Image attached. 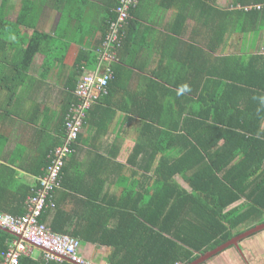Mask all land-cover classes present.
I'll use <instances>...</instances> for the list:
<instances>
[{
	"label": "trees",
	"instance_id": "16d2710c",
	"mask_svg": "<svg viewBox=\"0 0 264 264\" xmlns=\"http://www.w3.org/2000/svg\"><path fill=\"white\" fill-rule=\"evenodd\" d=\"M36 1L25 0L17 18L11 21L7 15L10 0H0V90L9 99L17 94L23 77L27 76L26 69L38 53L45 51L44 39L49 38L37 30L36 23L29 21ZM117 4L118 0L116 7ZM233 7L231 11L221 9L222 45L229 24L234 25L239 37L255 35L251 53L241 51L218 58L215 73H208L206 77L213 80L203 86L196 85L195 91L190 90L199 94L197 100L184 99L187 93L180 90L171 92L168 102L152 101L154 106L151 107L146 101L136 106L134 116L144 121L143 135L154 150L150 163L137 165L144 172L140 179L141 182L147 179L149 170L153 171L150 166L157 158L153 172L157 184L162 185L160 195L148 198L141 189L134 195L135 191L126 187L124 202L109 207L113 209L111 215L100 217L98 211H92L80 216L81 222H88V232L81 228L77 237L107 247V264H191L235 236L264 223V52L260 51L264 0H233ZM113 13L111 21L116 17L115 10ZM26 28L33 31L31 36L26 34ZM119 62L111 65L114 77L108 82L106 92L86 113L75 152L62 171L60 187L48 197L49 205H54L45 210L42 221L50 222L54 232L67 233L57 227L51 217L53 214L56 219L59 217L56 193L65 185L69 160L73 161L84 145H96L98 133L108 132L107 123L115 119L116 109H124L132 103L122 105L117 99L123 72L122 62ZM74 102L76 100L69 101L61 133L51 152L64 144L65 119ZM88 147L95 150L89 151L90 154L105 161L115 157L118 150L114 153L110 150L108 156H104L95 153L99 147ZM144 150L147 149H136L135 157ZM178 175L184 176L191 191L175 180ZM27 196L19 203V211L12 214L25 213ZM240 201L242 205L232 208ZM113 206L117 210L114 211ZM149 215L155 217L149 218ZM11 239L10 233L0 229V256ZM20 264L48 263L24 256Z\"/></svg>",
	"mask_w": 264,
	"mask_h": 264
},
{
	"label": "crops",
	"instance_id": "0c3cea01",
	"mask_svg": "<svg viewBox=\"0 0 264 264\" xmlns=\"http://www.w3.org/2000/svg\"><path fill=\"white\" fill-rule=\"evenodd\" d=\"M24 1L10 0L8 13L17 10L16 16L8 17L9 20L17 18ZM115 1L35 2L29 21L36 23L37 30L51 39H44L45 51L38 53L26 69L27 76L23 77L17 94L9 99L0 90V210L19 211V203L26 194L30 196L45 173L69 101L76 100L78 82L84 75L103 71L98 66L102 64L99 49L109 31ZM233 8V0L140 1L128 24L125 42L117 51L123 65L117 99L122 105L128 101L132 103L124 109H116L115 119L107 123L108 132L98 133L96 145H84L83 151L77 152L73 161L69 160L65 185L56 193L59 217L56 219L51 213L55 225L66 234L77 237L81 228L88 232V222L80 220L85 212L98 211L100 217L107 213L111 215L113 209L109 207L124 202L126 187L132 188L134 195L140 189L146 191L143 196L148 198L160 195L162 185L157 184L153 172L157 158L150 166L153 171L149 170L147 179L143 182L140 179L144 172L137 165L150 163L154 150L143 135L144 121L135 117V112L138 105L146 104V101L151 107L154 106L152 101L168 102V95L173 91L187 93L184 99H199V94L190 90L195 91L196 85L203 86L213 80L206 77L208 73H215L217 67L214 64L218 58L241 51L247 54L246 42L238 41L240 38L246 40L250 34L239 37L234 32V25L229 24L224 45L221 42V9L231 11ZM25 32L29 36L33 33L27 28ZM262 34L260 51L264 52V32ZM254 42V39L250 42V50ZM139 99L145 101L139 102ZM88 146L99 147L95 153L104 156H108L110 150H114L113 153L118 150L115 157L105 161L90 154L89 151L95 150ZM142 146L147 150L135 157L136 149H144ZM175 180L191 191L184 176L178 175ZM91 203H94L92 207ZM242 204L243 201L237 202L232 208ZM96 206L101 208L98 210ZM47 215L50 221V213ZM47 224L50 226V222ZM80 240L85 258L106 263L107 247ZM201 264H264V229L242 239L239 248L235 245L226 247Z\"/></svg>",
	"mask_w": 264,
	"mask_h": 264
},
{
	"label": "built area",
	"instance_id": "2783aa9c",
	"mask_svg": "<svg viewBox=\"0 0 264 264\" xmlns=\"http://www.w3.org/2000/svg\"><path fill=\"white\" fill-rule=\"evenodd\" d=\"M141 0H119L115 9L116 17L110 22L109 31L99 49L100 73L84 75L75 90L76 102L72 105L65 119L64 144L55 148L50 155V164L45 175L40 179L41 187L28 200V213L22 217H10L0 214V228L10 232L15 239L0 257V264H20V259L31 254L32 245L41 251V260L51 264H99L86 259L81 253L82 242L75 236L54 232L47 225L40 223L44 209L49 205L48 197L60 187L62 171L74 152L83 120L88 110L106 92L108 82L113 79L112 64L119 61L118 50L122 47L132 11ZM260 9L261 6H256ZM251 9V7H247ZM118 51V52H117ZM52 200V199H51ZM107 264V263H100Z\"/></svg>",
	"mask_w": 264,
	"mask_h": 264
},
{
	"label": "clouds",
	"instance_id": "9594fccd",
	"mask_svg": "<svg viewBox=\"0 0 264 264\" xmlns=\"http://www.w3.org/2000/svg\"><path fill=\"white\" fill-rule=\"evenodd\" d=\"M48 167V166H47ZM47 167H46V169H47ZM45 172H46V170H45ZM45 175V173L40 177V179L43 177ZM40 179H39V182H38V185L36 186V188H34L33 189V192H32V194L29 196V197H27L26 198V200H25V202H24V210H25V213H23V214H20V215H14V214H12L11 212H8V211H4V210H0V214H6V215H8V216H10V217H22V216H24V215H26L27 213H28V200H29V198L30 197H33L35 194H36V192L39 190V188L41 187V185H40ZM50 207V206H49ZM48 207V208H49ZM19 209V208H18ZM47 209V208H46ZM46 209H44V211L42 212V216L40 217V219H39V221H40V223H43V224H45V225H47L48 227H50L46 222H43L42 221V217H43V215H44V212H45V210ZM51 228V227H50ZM1 229V228H0ZM52 229V228H51ZM2 230H4V229H2ZM6 232H8L7 230H5ZM8 233H10V232H8ZM57 233V232H56ZM11 234V233H10ZM60 234H64V233H60ZM12 235V234H11ZM64 235H69V234H64ZM70 236H72V235H70ZM15 239V237L12 235V239L9 241V242H7V248L5 249V251L4 252H6L7 250H8V248H9V245H10V243L13 241ZM79 239V238H78ZM80 240V239H79ZM81 241V240H80ZM36 250H38L39 252H40V254L39 255H35V251ZM3 252V253H4ZM2 253V254H3ZM2 254H1V256H2ZM0 256V257H1ZM26 258H31L32 260H36V261H40L41 260V251H40V249L36 246V245H32V249H31V254L29 255V256H25ZM87 259V258H86ZM96 263V262H95ZM51 264H56V263H51ZM65 264V263H64ZM100 264V263H99Z\"/></svg>",
	"mask_w": 264,
	"mask_h": 264
},
{
	"label": "water",
	"instance_id": "95a60500",
	"mask_svg": "<svg viewBox=\"0 0 264 264\" xmlns=\"http://www.w3.org/2000/svg\"><path fill=\"white\" fill-rule=\"evenodd\" d=\"M263 229H264V224L259 226V227L254 228V229H252V230H250V231H248L246 233H243L242 235H239V236L233 238L232 240H230L229 242L223 244L219 248H217V249H215V250H213L211 252H208L206 255L201 256L200 259L196 260L195 262H193L191 264H201L204 261H206L209 257H211L212 255L218 253L220 250L225 249L226 247L235 245V246H237V248H239V242L242 241V239L246 238L249 235L255 234V233H257V232H259L260 230H263Z\"/></svg>",
	"mask_w": 264,
	"mask_h": 264
},
{
	"label": "rangeland",
	"instance_id": "374dc122",
	"mask_svg": "<svg viewBox=\"0 0 264 264\" xmlns=\"http://www.w3.org/2000/svg\"><path fill=\"white\" fill-rule=\"evenodd\" d=\"M17 3H20V1L21 0H15ZM11 10V9H10ZM9 10V11H10ZM17 10V9H16ZM16 10L14 11L13 10V12L12 13H8V17H12V16H16L15 14H16ZM254 37H255V35L254 34H250L249 36H248V38H246V40H245V38H243V41L241 40L242 38H240V40L238 41L239 43H241V42H246V44H245V52H247V53H251V50H250V42H252V40L254 39ZM237 38H238V36H237ZM263 45H264V40H263ZM239 46H240V44L238 45V48H239ZM262 51H264V49L262 50ZM245 242L243 241L242 242V244H244ZM40 254V252L38 251V250H36L35 251V255H39ZM82 254L84 255V253H83V251H82ZM85 256V255H84ZM89 260V259H88ZM217 261H219V260H217ZM94 262V261H93ZM96 263H98L97 261H95Z\"/></svg>",
	"mask_w": 264,
	"mask_h": 264
}]
</instances>
